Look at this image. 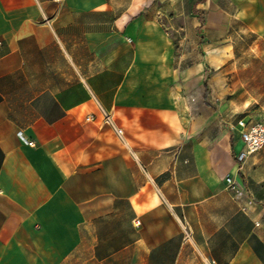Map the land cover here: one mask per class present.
I'll return each mask as SVG.
<instances>
[{"label": "crops", "instance_id": "obj_1", "mask_svg": "<svg viewBox=\"0 0 264 264\" xmlns=\"http://www.w3.org/2000/svg\"><path fill=\"white\" fill-rule=\"evenodd\" d=\"M224 17L264 89V0H0V264H264V148L237 170L206 111Z\"/></svg>", "mask_w": 264, "mask_h": 264}, {"label": "rangeland", "instance_id": "obj_2", "mask_svg": "<svg viewBox=\"0 0 264 264\" xmlns=\"http://www.w3.org/2000/svg\"><path fill=\"white\" fill-rule=\"evenodd\" d=\"M224 17V24L227 23L228 31L224 27V52H228V55L223 58V66L221 71L215 72L213 69H207L204 76L208 81V86L206 88V111L207 113H217L218 116L223 118V128L226 132L230 130L229 125H235L238 119L245 117L249 110L252 108L258 109L259 104H252L254 99L258 101H264V89L258 88L253 89L247 85L252 84V78L247 69H239L236 67L231 69V56H230V22L229 18ZM225 26V25H224ZM165 27V26H164ZM171 30V29H170ZM169 30V31H170ZM170 35L174 36L175 39V51L181 52L183 50L182 37L179 32L171 30ZM248 43H252L250 38H247L245 33H241L239 44V52H244L248 47ZM192 46H194L192 44ZM259 48L264 47V45H259ZM193 50L197 52V47H194ZM233 52H237L235 48ZM246 59V58H245ZM220 70V69H219ZM249 77V78H248ZM254 98V99H253ZM249 102V104H247ZM236 138H231L230 140V150L231 153H234V145ZM238 148V146L236 147ZM240 170L241 169H237ZM239 171V172H240ZM239 176L243 178V175L239 173ZM245 181H241L237 184L234 189H224L227 194L235 196L236 194L241 198H245ZM228 195H224V207L226 203L228 204Z\"/></svg>", "mask_w": 264, "mask_h": 264}, {"label": "built area", "instance_id": "obj_3", "mask_svg": "<svg viewBox=\"0 0 264 264\" xmlns=\"http://www.w3.org/2000/svg\"><path fill=\"white\" fill-rule=\"evenodd\" d=\"M52 1L58 2L60 0ZM103 122L112 126L116 134L121 138L122 128L116 126L109 113H105L103 115ZM234 128H236L239 140L241 141V148L235 154V164L237 169H241L243 163L251 154L257 152L261 148H264V121L240 118L235 123ZM18 134L22 137L21 132ZM26 141L30 145L35 144V141L32 139ZM224 181L227 188L234 189L236 187V180L229 174L224 176ZM134 222H138V220H134ZM183 227L187 228L186 226Z\"/></svg>", "mask_w": 264, "mask_h": 264}]
</instances>
